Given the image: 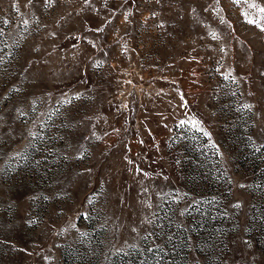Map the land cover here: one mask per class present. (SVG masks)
<instances>
[{"label":"rangeland","instance_id":"rangeland-1","mask_svg":"<svg viewBox=\"0 0 264 264\" xmlns=\"http://www.w3.org/2000/svg\"><path fill=\"white\" fill-rule=\"evenodd\" d=\"M261 8L0 0V264H264Z\"/></svg>","mask_w":264,"mask_h":264},{"label":"snow or ice","instance_id":"snow-or-ice-1","mask_svg":"<svg viewBox=\"0 0 264 264\" xmlns=\"http://www.w3.org/2000/svg\"><path fill=\"white\" fill-rule=\"evenodd\" d=\"M234 2H235V3H239V2H241V0H234ZM244 2H247V0H244ZM251 6H252V7H255L256 5H255V4H252ZM259 11H260V12H264V8L259 9ZM256 22H257V21H255V20H249V23H256ZM24 23L26 24L27 21H24ZM244 107H245V108H250L251 105H244ZM181 123H184V122L182 121ZM194 125H195V126H198L197 122H194ZM205 135H207V133H205ZM241 187H244V185H241ZM236 206L238 207L239 205H236Z\"/></svg>","mask_w":264,"mask_h":264}]
</instances>
